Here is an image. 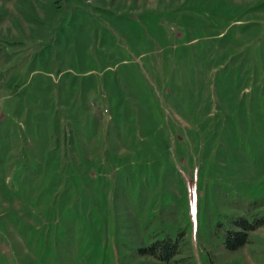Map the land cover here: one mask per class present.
I'll use <instances>...</instances> for the list:
<instances>
[{
  "label": "rangeland",
  "instance_id": "obj_1",
  "mask_svg": "<svg viewBox=\"0 0 264 264\" xmlns=\"http://www.w3.org/2000/svg\"><path fill=\"white\" fill-rule=\"evenodd\" d=\"M264 0H0V264H264ZM190 262V261H189Z\"/></svg>",
  "mask_w": 264,
  "mask_h": 264
},
{
  "label": "trees",
  "instance_id": "obj_2",
  "mask_svg": "<svg viewBox=\"0 0 264 264\" xmlns=\"http://www.w3.org/2000/svg\"><path fill=\"white\" fill-rule=\"evenodd\" d=\"M231 223L232 227L223 234L222 247L225 251L235 252L248 242V234L261 227L264 221L261 216L251 217L248 221L244 215L236 217ZM181 239L182 235L178 232L174 239L165 236L153 240L149 245L137 248L135 256L151 259L157 264H193L188 255L179 257L184 244Z\"/></svg>",
  "mask_w": 264,
  "mask_h": 264
}]
</instances>
